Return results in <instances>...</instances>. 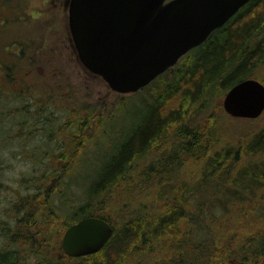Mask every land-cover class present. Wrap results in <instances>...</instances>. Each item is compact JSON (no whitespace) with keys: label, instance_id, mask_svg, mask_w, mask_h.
I'll list each match as a JSON object with an SVG mask.
<instances>
[{"label":"trees","instance_id":"trees-1","mask_svg":"<svg viewBox=\"0 0 264 264\" xmlns=\"http://www.w3.org/2000/svg\"><path fill=\"white\" fill-rule=\"evenodd\" d=\"M261 64L264 0H249L141 88L154 84L142 102L144 112L93 175H83V163L95 156L89 147H97L96 138L109 136V128H101L112 114L103 118L71 108L65 120H57L46 113L53 103L41 101L34 86L20 83L23 78L13 88L8 73L14 67L0 66V136L20 137L24 148L42 124L43 138L56 146L40 154L41 138L32 145L34 173L22 181L31 185L14 201L11 219L0 220V264H136L135 257L149 251L166 264H201L206 258L202 264H264V161L257 162L264 158V125L228 140L212 118L207 124L191 120L215 94L242 79L264 84ZM24 91L28 100L7 112L11 95ZM5 115L18 120L5 122ZM2 145L1 177L8 158ZM85 216L109 222L113 235L99 251L70 257L62 251V234Z\"/></svg>","mask_w":264,"mask_h":264},{"label":"rangeland","instance_id":"rangeland-1","mask_svg":"<svg viewBox=\"0 0 264 264\" xmlns=\"http://www.w3.org/2000/svg\"><path fill=\"white\" fill-rule=\"evenodd\" d=\"M68 2L69 0H0V62L12 60L13 57L8 53L7 48L14 50L22 45L25 56L23 55L18 62L19 69L14 68L8 73L10 82H13L12 87L18 86L15 80L17 77L23 78L20 80L21 84L34 86L32 90L41 101L53 103L46 106L48 110L46 113L53 112L54 116H58L57 120H65L63 114L71 108L81 109L83 113L91 112L92 115L99 114L103 118L112 114L113 118L107 120L101 128L104 130L109 128V136L99 133V137L96 138L97 147L95 148L93 144L89 147L95 151V156L86 159L83 163L81 170L83 175L87 173L93 175V171L101 169L103 163L108 160L110 154L107 152L118 147L134 129L138 122L137 114L144 112L145 109L142 102L146 97H150L147 91L151 87L154 88V84L133 93H119L112 90L100 76L88 71L79 61L71 38L68 27ZM3 67L4 65L1 66V70H4ZM257 72L264 75V64L258 67ZM7 77L5 76V79ZM224 94L225 92L215 94L208 108L200 110L191 117V120L195 122L202 120L207 124L212 118L220 129L229 134L225 135L227 139L232 133L245 132L247 129L255 131L263 127L264 111L257 118H237L228 115L222 107ZM16 96L18 97L11 95L10 103L5 104L4 108L7 112L9 108L13 109L12 105H19L28 100L27 91ZM0 100L3 99L0 98ZM117 109L120 112L115 115ZM17 118V116L5 115V122L7 120V122L15 123ZM40 118V120L43 119V117ZM32 125L29 123V128L39 127V132L33 131L28 143L23 145L24 148L20 146V137L0 136V146L3 144L2 156H8L3 176H0V183H2L0 184V220L11 219L14 201L31 185L29 182L22 183V181L34 173L33 161L37 157L34 156L37 152L31 150L32 145L37 144L41 138L40 140L44 143L39 148L40 154H45L47 145L54 149L56 147L55 143L47 144L46 137L43 138L44 135L40 132L42 124H37L35 127ZM84 132H87V129ZM227 144L221 143L225 146ZM231 146L233 149L236 148L235 144ZM25 153L34 155L24 156ZM262 161L264 158L257 162L262 163ZM36 164L39 165L37 168L41 167L39 161ZM85 178L86 176L83 177V183L87 181ZM79 194L80 199L83 196L82 191ZM3 231L0 230V243L3 240ZM149 252L142 258L135 257L136 264H166L164 259L154 261L153 254L149 255ZM205 260L200 263H205ZM69 261L74 263L77 260Z\"/></svg>","mask_w":264,"mask_h":264},{"label":"water","instance_id":"water-1","mask_svg":"<svg viewBox=\"0 0 264 264\" xmlns=\"http://www.w3.org/2000/svg\"><path fill=\"white\" fill-rule=\"evenodd\" d=\"M249 0H69L68 27L81 64L119 93H133L173 67ZM231 117L264 111V84L245 78L223 96ZM103 218L85 216L62 234L70 257L99 251L112 237Z\"/></svg>","mask_w":264,"mask_h":264},{"label":"flooded vegetation","instance_id":"flooded-vegetation-1","mask_svg":"<svg viewBox=\"0 0 264 264\" xmlns=\"http://www.w3.org/2000/svg\"><path fill=\"white\" fill-rule=\"evenodd\" d=\"M10 14H11V11H10ZM7 51H9L8 53L11 54V57H13V58H12V60L1 61L0 62V66L4 65L3 69H6L8 67L9 68L14 67L15 69L18 70L19 69L18 62H19V60L22 59V55H23V53H22V51H23L22 45H19L18 47L14 48V50L7 48Z\"/></svg>","mask_w":264,"mask_h":264}]
</instances>
